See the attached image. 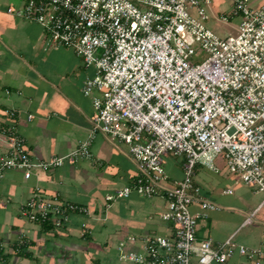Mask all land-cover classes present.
I'll return each instance as SVG.
<instances>
[{
	"label": "built area",
	"instance_id": "1",
	"mask_svg": "<svg viewBox=\"0 0 264 264\" xmlns=\"http://www.w3.org/2000/svg\"><path fill=\"white\" fill-rule=\"evenodd\" d=\"M211 1L20 0L7 7L39 23L48 46L72 48L86 68H95L83 85L93 100L94 132L128 144L139 170L133 185L106 200L132 192L165 200L160 217L170 234L128 235L117 247L122 261L221 264L237 251L260 264L262 252L237 244L234 236L219 244L197 238L199 218L219 208L194 182L197 165L217 170L220 156L229 173L264 196V0H231L233 12L222 19L239 17L240 23L237 35L226 38L205 24ZM194 41L207 53L203 62H190ZM1 134L10 153L0 158V179L10 170L28 179L35 169L91 158L94 135L65 157L38 160L13 128L0 126ZM171 154L184 157V176L168 185ZM195 203L200 212L191 209ZM22 211L28 221H51L57 229L72 214H90L83 205L39 193Z\"/></svg>",
	"mask_w": 264,
	"mask_h": 264
},
{
	"label": "crops",
	"instance_id": "2",
	"mask_svg": "<svg viewBox=\"0 0 264 264\" xmlns=\"http://www.w3.org/2000/svg\"><path fill=\"white\" fill-rule=\"evenodd\" d=\"M11 3L18 5L20 0H0V126L20 134L38 160L65 157L81 142L94 138L91 158L35 169L28 179L22 171L10 170L0 179L4 254L0 264H92L94 258L112 264L118 245L128 235L170 234L168 223L160 217L165 208L160 196L132 192L129 197L106 200L115 190L133 185L139 170L128 144L94 132L93 100L83 93V85L87 76L96 74L95 68H86L72 48L48 46L39 23L7 12ZM9 153L7 137L1 134L0 158ZM178 157L182 160L173 168L183 172L184 157ZM201 166L194 182L219 208L206 210V216L199 218L198 240L210 238L219 244L234 236L237 244L260 250V264H264V196L237 177L226 184L220 174L221 181L198 178ZM183 176L168 175L166 184ZM35 193L58 195L61 201L87 207L90 214H72L64 227L46 230L23 216V206ZM191 209L201 211L197 203ZM20 244H25L24 255L15 254ZM233 259L249 264L237 251L226 263Z\"/></svg>",
	"mask_w": 264,
	"mask_h": 264
},
{
	"label": "rangeland",
	"instance_id": "3",
	"mask_svg": "<svg viewBox=\"0 0 264 264\" xmlns=\"http://www.w3.org/2000/svg\"><path fill=\"white\" fill-rule=\"evenodd\" d=\"M260 1L262 0L254 1V5L260 3ZM208 12L210 16L205 21V24L208 28L212 29L215 33H217L222 38L237 35L238 25L240 23L239 17H232V18H228L227 20L222 19V16L224 14L230 15L233 12V4L231 0H212L211 3L208 5ZM192 46L195 48L196 54L193 56L190 62L191 63L203 62L207 57L206 51L202 49L201 44L199 42H195V41L192 42ZM181 160H182L181 157L173 156V154L166 157V165H165L166 174L169 175L170 177L180 176L181 173L183 172L178 169L174 170L173 167L175 165V162L177 163V162H180ZM214 165H216V168H217L216 172L211 170L210 168L212 167H210L209 165H207L206 167L201 166L199 170L198 178L205 177L208 180H214V181H221L222 178H226V181L224 182V184H226L228 181H230L232 177L233 178L237 177L236 174H233V173L231 174L226 170V163L224 160H222L220 156H218V158L215 160ZM219 174L224 177L220 178ZM221 184L223 183L221 182ZM262 196L263 194H260V197ZM226 262L221 263V264H225ZM129 263L128 261H125V263L120 261L118 256L115 255V258L112 264H129ZM226 264H237L236 259H233L232 261Z\"/></svg>",
	"mask_w": 264,
	"mask_h": 264
},
{
	"label": "trees",
	"instance_id": "4",
	"mask_svg": "<svg viewBox=\"0 0 264 264\" xmlns=\"http://www.w3.org/2000/svg\"><path fill=\"white\" fill-rule=\"evenodd\" d=\"M200 165L201 164L197 165V167L200 166ZM197 167H196V170H197ZM38 224L42 225V227L44 229H46V230L56 229V227L52 224L51 221H42V223H38ZM24 245L25 244L18 245L17 248H16L17 250H15L16 251L15 254H17V255H24V253H23L24 252V249H23V246ZM0 257H2V258L4 257L3 250H1V249H0ZM92 264H101V259L100 258H94V259H92Z\"/></svg>",
	"mask_w": 264,
	"mask_h": 264
}]
</instances>
